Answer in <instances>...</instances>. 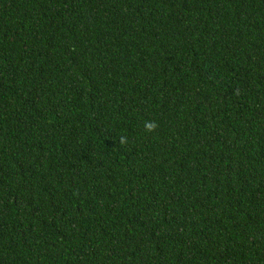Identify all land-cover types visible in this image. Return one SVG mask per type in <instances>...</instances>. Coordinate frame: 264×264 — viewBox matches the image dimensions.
<instances>
[{
	"label": "trees",
	"instance_id": "16d2710c",
	"mask_svg": "<svg viewBox=\"0 0 264 264\" xmlns=\"http://www.w3.org/2000/svg\"><path fill=\"white\" fill-rule=\"evenodd\" d=\"M0 264H264V0H0Z\"/></svg>",
	"mask_w": 264,
	"mask_h": 264
},
{
	"label": "clouds",
	"instance_id": "9594fccd",
	"mask_svg": "<svg viewBox=\"0 0 264 264\" xmlns=\"http://www.w3.org/2000/svg\"><path fill=\"white\" fill-rule=\"evenodd\" d=\"M158 127V124L156 121H145L144 122V129L145 131L147 132H153L156 130V128ZM128 142V138L124 135H121L119 137V140H118V143L123 145V144H126Z\"/></svg>",
	"mask_w": 264,
	"mask_h": 264
}]
</instances>
